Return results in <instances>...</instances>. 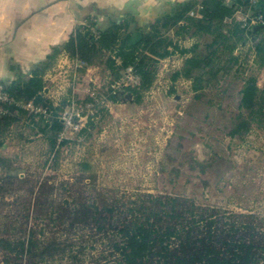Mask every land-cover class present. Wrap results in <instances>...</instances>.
I'll list each match as a JSON object with an SVG mask.
<instances>
[{"label": "rangeland", "instance_id": "obj_1", "mask_svg": "<svg viewBox=\"0 0 264 264\" xmlns=\"http://www.w3.org/2000/svg\"><path fill=\"white\" fill-rule=\"evenodd\" d=\"M170 35L180 50L151 58L155 81L141 104L123 96L124 86L111 100L105 54L79 69V80L74 67L61 66L64 83H46L47 101L57 108L66 101L58 117L71 108L69 96L84 107L93 91L106 99L80 133L58 135L53 148L40 132L42 117L26 110L12 126L0 123V241L34 242L28 255L0 244V264H119L141 245L124 231L148 219L160 235L178 234L156 245L150 264H178L202 240L223 248L225 240L264 234V123L230 136L250 77L264 106V54L256 51L264 36ZM192 57L203 60L194 70L203 78L199 92L189 80H172ZM90 67L96 83L84 78Z\"/></svg>", "mask_w": 264, "mask_h": 264}, {"label": "trees", "instance_id": "obj_2", "mask_svg": "<svg viewBox=\"0 0 264 264\" xmlns=\"http://www.w3.org/2000/svg\"><path fill=\"white\" fill-rule=\"evenodd\" d=\"M260 2L264 4V0H259ZM238 3H241V1ZM197 5L196 2L179 5L171 17L157 21L148 33H143L140 28L131 32V23L135 22L133 19L121 21L120 23L114 21L105 31L96 30L95 22L90 21L87 26L78 28L67 43L53 49L47 60L34 68L32 77L29 80L5 85L6 90L16 103L33 102L35 106L48 110L49 116H35L42 117L44 127L40 132L48 140L50 146L54 148L58 141V135L63 130L62 122L57 113L63 110L67 104L65 101L62 103L61 108H57L53 103L47 101L44 77L48 71L54 68L62 53L67 54L73 60L83 61L90 66L94 64V60L99 55L106 54L110 56L106 66L112 74L111 78L114 82L122 78L127 68L133 67L137 76L141 78L140 86L136 88L126 87L123 96L125 98L131 96L135 104H141L144 93L151 89L155 81L156 73L149 62L151 58L167 59L180 50L177 43L167 36L169 31L176 30L175 35L178 38L191 31H194V35L218 32L219 37L224 35L225 38L241 36L242 40H248L249 37L253 36L255 41L257 38L264 36V26L245 30L237 21L227 23L226 20L235 13V6H226L223 0H204L201 3L202 13L200 17H189L188 14L195 10ZM252 11L255 14L264 16L259 5L253 6ZM183 21L185 25L181 26L180 23ZM225 28H228L227 31ZM93 29L98 32V35L93 32ZM216 42L215 40L214 44ZM170 48L173 51H170ZM256 51L258 56L264 54L263 40L257 43ZM182 52L192 53L194 49ZM202 65L203 60L200 58H188L184 68L173 75V82H177L181 78L189 80L193 84V91L199 92L204 88L203 78L194 76V70L201 69ZM174 92L175 90L172 89L170 93ZM108 95L113 102H118V95H113L112 91ZM69 100L71 99H68V103ZM4 110L5 113L0 115V123H5L7 127L19 122L21 120L20 116L27 112L14 104L5 106ZM240 110L239 123L230 132L232 138L248 133L253 123L259 126L264 123V106L260 103V88L255 77H250L245 82ZM243 111L248 112V117L244 116ZM65 143L66 141L63 142V145ZM1 146L2 143H0ZM86 168L89 167L86 166ZM169 200L173 203L177 201L176 199ZM215 223L216 221L211 217L208 221L210 231ZM157 228L155 224H150L148 219L147 222L133 224L125 230L124 232H127V234H133L141 245L133 250L128 257L122 259L119 264H150L156 245H162L165 241L178 235L175 229H169V232L160 235ZM188 233L190 234V231ZM258 237L257 239L254 237L251 239L240 237L239 239L225 240L222 243L223 248L217 247L213 243L209 245L202 240L203 246L197 247L190 255L178 258V264H264V234H258ZM208 238H212V236ZM0 244L4 250L18 255H28L32 252L34 246L31 239L18 242L3 239ZM163 249L168 250V247H163Z\"/></svg>", "mask_w": 264, "mask_h": 264}, {"label": "crops", "instance_id": "obj_3", "mask_svg": "<svg viewBox=\"0 0 264 264\" xmlns=\"http://www.w3.org/2000/svg\"><path fill=\"white\" fill-rule=\"evenodd\" d=\"M203 1L0 0V84L5 86L29 80L34 68L45 62L53 49L67 43L78 28L87 26L90 21L95 22L96 30L105 31L114 21L133 19L131 32L140 28L143 33H148L157 21L171 17L179 5L196 2L197 8L193 10L196 11ZM258 5L264 13V4ZM175 31H169L167 36L172 33L176 37ZM72 61L62 53L54 68L46 73L45 83L49 79L64 83L68 71H60V67L73 68ZM84 78L96 83L92 67L87 69ZM50 94L46 84L45 95ZM53 105L57 106L56 103Z\"/></svg>", "mask_w": 264, "mask_h": 264}, {"label": "built area", "instance_id": "obj_4", "mask_svg": "<svg viewBox=\"0 0 264 264\" xmlns=\"http://www.w3.org/2000/svg\"><path fill=\"white\" fill-rule=\"evenodd\" d=\"M224 4L226 6H235V13L234 15L227 19V23H232L233 21H237L240 23L241 27L245 30H249L254 27L258 26H264V16L255 14L252 11V7L255 5H258L259 0H223ZM241 1V3H238ZM202 12V8L191 11L188 16L192 18H199L200 13ZM180 25L184 26L185 22H181ZM93 32L97 34L93 29ZM98 35V34H97ZM73 79L79 80L78 70L87 68V63L83 61L73 60ZM141 83V78L137 76L135 73V70L133 67H129L124 71V74L122 78L118 81L114 82V85L111 87L112 94L117 95V91L120 87L124 86L126 87H132L136 88L139 87ZM90 97L92 99V103H89L84 107L82 104H79L75 101V99L69 100V103L71 104V108L66 110L62 116H59L58 118L62 122L63 130L59 134L60 141L67 140L69 137H67L68 133L77 134L80 133L88 123V120L90 118L93 120L95 116V111L93 107L95 104H106V99L99 101L98 93L95 91L90 93ZM110 97V96H109ZM16 105L17 107H20L22 109H25L29 111L30 113L34 115H44L49 116L50 113L46 108L43 107H37L33 104V102H23V103H16L14 98L9 94V92L6 90V87L3 84H0V115L5 113L4 107L8 105Z\"/></svg>", "mask_w": 264, "mask_h": 264}]
</instances>
